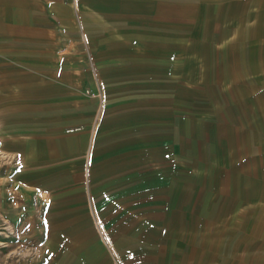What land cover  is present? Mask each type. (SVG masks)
Instances as JSON below:
<instances>
[{
	"label": "rangeland",
	"instance_id": "374dc122",
	"mask_svg": "<svg viewBox=\"0 0 264 264\" xmlns=\"http://www.w3.org/2000/svg\"><path fill=\"white\" fill-rule=\"evenodd\" d=\"M74 1L61 19H106L128 35L126 74L147 86L128 95L149 119L147 166L91 190L147 195L139 207L156 210L166 263L264 264V0ZM27 106L0 103V264L57 258L64 249L42 246L41 227L66 223L68 195L89 190L74 184L66 147L44 143L69 123L51 121L47 104L30 119Z\"/></svg>",
	"mask_w": 264,
	"mask_h": 264
},
{
	"label": "crops",
	"instance_id": "0c3cea01",
	"mask_svg": "<svg viewBox=\"0 0 264 264\" xmlns=\"http://www.w3.org/2000/svg\"><path fill=\"white\" fill-rule=\"evenodd\" d=\"M74 2L0 0V103L28 105L20 110L35 121L47 104L51 121L69 123L67 132L51 127L44 143L66 147V165L80 177L74 184L89 189L68 195L66 223L41 227L42 246L64 249L42 263L171 264L155 249L164 247L163 237L154 234L161 230L156 210L139 207L147 195L91 190L90 185L129 184L147 166L138 153L149 151L147 143L139 144L149 119L128 96L129 89L147 86L126 74L134 62L122 54L128 35L108 33L106 19H61L74 13ZM84 89L94 96L82 95ZM28 136L38 152V123ZM60 232L65 233L55 239Z\"/></svg>",
	"mask_w": 264,
	"mask_h": 264
}]
</instances>
